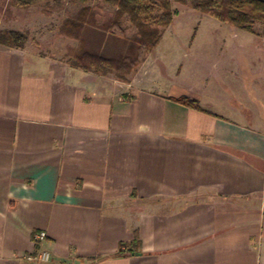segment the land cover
<instances>
[{
    "label": "crops",
    "instance_id": "0c3cea01",
    "mask_svg": "<svg viewBox=\"0 0 264 264\" xmlns=\"http://www.w3.org/2000/svg\"><path fill=\"white\" fill-rule=\"evenodd\" d=\"M29 44H0V264H264V115L181 103L150 55L105 87Z\"/></svg>",
    "mask_w": 264,
    "mask_h": 264
},
{
    "label": "rangeland",
    "instance_id": "374dc122",
    "mask_svg": "<svg viewBox=\"0 0 264 264\" xmlns=\"http://www.w3.org/2000/svg\"><path fill=\"white\" fill-rule=\"evenodd\" d=\"M87 6L94 8L97 23H109L115 16L116 8L110 5ZM83 7L79 0H61L23 9L15 0H0V30H19L29 36L30 49L37 54L75 65L81 42L65 35L62 28ZM173 7L177 15L150 54L146 75L155 76L157 81L169 76L193 90L202 96L200 104L210 116L215 112L227 115V104L240 108L234 101H243V111L252 117L264 115V80L254 82L246 77L251 68L255 74L264 73V26L257 24L254 33L239 29L196 11L190 0L186 4L174 2ZM122 23L129 38L136 35L126 17ZM88 38V50L93 53L115 59L127 54L123 39L114 37L110 43L92 33ZM136 71L128 77L132 79ZM100 80L105 87H114L119 81L114 72Z\"/></svg>",
    "mask_w": 264,
    "mask_h": 264
},
{
    "label": "trees",
    "instance_id": "16d2710c",
    "mask_svg": "<svg viewBox=\"0 0 264 264\" xmlns=\"http://www.w3.org/2000/svg\"><path fill=\"white\" fill-rule=\"evenodd\" d=\"M60 2L61 0H15L23 9H28L39 2ZM84 6L75 18L67 19L62 32L81 42L76 53L74 66L99 76L114 72L119 80L127 81L128 76L136 71L147 57L153 53L162 37L164 30L169 28L177 15L174 2L186 4L189 0H79ZM192 7L205 15L217 18L223 23L236 26L239 29L255 32L257 24L264 26V1L262 0H190ZM91 3H104L116 8L114 18L105 24L97 23L94 8ZM126 17L137 33L129 38L122 23ZM102 25V26H101ZM101 26V27H98ZM99 29L100 33H97ZM101 36L110 43L113 38L123 39L127 46V54L121 58H109L93 53L88 42V36ZM264 36V31H263ZM29 36L16 30H0V44L11 49H25ZM88 45V46H87ZM181 103L197 110H203L198 100L183 98ZM141 243L136 237L130 246L131 254L138 253ZM127 245H121L119 256L126 253Z\"/></svg>",
    "mask_w": 264,
    "mask_h": 264
},
{
    "label": "built area",
    "instance_id": "2783aa9c",
    "mask_svg": "<svg viewBox=\"0 0 264 264\" xmlns=\"http://www.w3.org/2000/svg\"><path fill=\"white\" fill-rule=\"evenodd\" d=\"M35 243L43 242L47 238L46 232L36 233L34 236ZM28 261H37L40 263H49L51 261V253L48 251H40L35 255L27 257Z\"/></svg>",
    "mask_w": 264,
    "mask_h": 264
}]
</instances>
